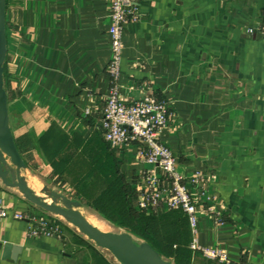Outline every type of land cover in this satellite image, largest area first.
<instances>
[{
    "label": "crops",
    "instance_id": "0c3cea01",
    "mask_svg": "<svg viewBox=\"0 0 264 264\" xmlns=\"http://www.w3.org/2000/svg\"><path fill=\"white\" fill-rule=\"evenodd\" d=\"M136 7L137 20L123 28L120 95L152 91L167 100L173 117L160 141L186 178L195 225L180 209L158 208L188 230L189 264H264V36L246 32L264 20V0H137ZM109 23V0H6L4 88L26 163L21 174L54 182L98 228L129 232L93 204L118 176L136 192L159 170L139 156L140 142L111 148L102 138ZM0 204L10 213L0 218V264H116L70 226L33 234L30 219L12 214L49 213L1 180ZM194 238L229 263L191 249Z\"/></svg>",
    "mask_w": 264,
    "mask_h": 264
},
{
    "label": "built area",
    "instance_id": "2783aa9c",
    "mask_svg": "<svg viewBox=\"0 0 264 264\" xmlns=\"http://www.w3.org/2000/svg\"><path fill=\"white\" fill-rule=\"evenodd\" d=\"M136 2L137 0H109L110 55L106 65L109 87L101 110L102 138L111 148H121L140 142L143 147L138 150L139 156L159 170V172L152 170L148 173L144 177L145 187L136 191V205L140 210L156 209L162 204L168 209H180L193 228L196 222V206L185 187L186 178L175 170L173 153L160 141L161 132L173 117V112L167 107V100L152 91H146L132 100H125L120 95L123 28L128 21L137 20ZM246 32L249 35L257 33L264 36V20L258 27L247 28ZM84 113L85 116H89L91 110L85 108ZM200 176V172H196L189 179L191 182H196ZM209 211L214 214L213 208H209ZM9 215V211L0 204V218ZM12 216L17 219H30L34 223L29 227L33 234H50L59 230L57 224L45 217H28L22 213H14ZM190 247L205 257L229 263L223 252L217 249L200 248L195 238Z\"/></svg>",
    "mask_w": 264,
    "mask_h": 264
},
{
    "label": "water",
    "instance_id": "95a60500",
    "mask_svg": "<svg viewBox=\"0 0 264 264\" xmlns=\"http://www.w3.org/2000/svg\"><path fill=\"white\" fill-rule=\"evenodd\" d=\"M6 0H0V180L18 192L34 206L61 216L97 247L109 251L119 264H174L162 257L146 241H135L126 231H106L93 225L79 210L80 201L70 198L47 186L42 191L51 200L38 195L29 185L21 171L26 163L15 144L9 124L8 96L4 88L3 64L7 51L5 29Z\"/></svg>",
    "mask_w": 264,
    "mask_h": 264
},
{
    "label": "trees",
    "instance_id": "16d2710c",
    "mask_svg": "<svg viewBox=\"0 0 264 264\" xmlns=\"http://www.w3.org/2000/svg\"><path fill=\"white\" fill-rule=\"evenodd\" d=\"M117 179L98 196L93 208L113 224L149 243L174 264H189V234L180 218L159 208L137 211L136 192L123 184L121 176Z\"/></svg>",
    "mask_w": 264,
    "mask_h": 264
},
{
    "label": "rangeland",
    "instance_id": "374dc122",
    "mask_svg": "<svg viewBox=\"0 0 264 264\" xmlns=\"http://www.w3.org/2000/svg\"><path fill=\"white\" fill-rule=\"evenodd\" d=\"M24 176V175H23ZM25 177V176H24ZM25 179H26V181H27V184L29 185V187H33V183H32V181H33V179L35 180V181H38V183L41 185V187H40V189H37V187H36V193H38V195H42L43 197H45V199H47V201H51L46 195H45V193L42 191V186H47V187H49V188H51L52 189V187L54 186V182H49L48 180H45L44 182H41L42 180H38V179H36V178H34V177H32L31 175H27L26 177H25ZM54 188V187H53ZM55 189V188H54ZM83 212H84V214L85 215H89L91 212H89V210L87 209V208H82L81 209ZM49 213V218L48 217H45V218H47V219H49L52 223H54V224H60V225H62L64 228H66V227H69L70 226V228H72L73 230H76V232H77V234H79V231L74 227V226H72L71 224H69L67 221H65V219L64 218H62L61 216H59V215H56V214H54V213H50V212H48ZM71 229V230H72ZM106 231H115V232H119V231H121L120 229H117V228H113V227H107V229H106ZM81 234V233H80ZM133 237H134V239H135V241H137V242H140V241H143V240H141L139 237H137V236H134L133 235ZM107 252H109V251H106V253ZM108 254V256L112 259V260H114L115 261V259H114V257L112 256V255H110L111 253L109 252V253H107ZM116 262V261H115ZM116 264H119V263H117L116 262Z\"/></svg>",
    "mask_w": 264,
    "mask_h": 264
},
{
    "label": "bare ground",
    "instance_id": "6f19581e",
    "mask_svg": "<svg viewBox=\"0 0 264 264\" xmlns=\"http://www.w3.org/2000/svg\"><path fill=\"white\" fill-rule=\"evenodd\" d=\"M40 196H42V195H40ZM47 200V199H46Z\"/></svg>",
    "mask_w": 264,
    "mask_h": 264
}]
</instances>
